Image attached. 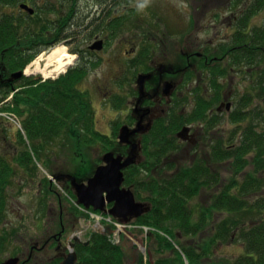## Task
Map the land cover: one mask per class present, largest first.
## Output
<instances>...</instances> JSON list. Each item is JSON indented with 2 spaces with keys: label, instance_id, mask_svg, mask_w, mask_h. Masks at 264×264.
<instances>
[{
  "label": "trees",
  "instance_id": "trees-1",
  "mask_svg": "<svg viewBox=\"0 0 264 264\" xmlns=\"http://www.w3.org/2000/svg\"><path fill=\"white\" fill-rule=\"evenodd\" d=\"M28 1L0 0L1 15L3 13L2 17L0 15V51H6L4 66L13 73L24 70L41 52L29 40L32 18L5 13V9L18 8L20 3ZM114 1L117 9L128 6L132 0ZM255 1L238 20L235 36L218 47L220 55L229 54L233 66L242 65L248 75L245 79L248 93L240 97L235 112L229 111L231 124L241 134L240 144L217 143L209 153V164L198 159L189 167L177 168L172 160L182 147L174 124H187L194 119L179 115L169 123L158 121L150 133L141 136L139 163L125 170L124 185L133 190L137 201L148 203L151 208L134 221L139 227L150 228L148 233L134 230L141 232L146 241L147 259L142 254L137 259L132 258L128 250L114 244L108 235L91 231L89 244L81 243L75 249L77 264H264V177L258 176L264 170V0ZM76 2L65 0V26L68 32H85L89 16L75 13ZM260 15L262 23L251 25ZM125 21L115 18L114 34L124 29ZM74 35L77 37L78 33ZM74 35L68 34L67 38ZM87 35L86 39H90L91 32ZM28 47L32 52L21 51ZM138 64L141 59L134 63ZM89 69L90 66L83 64L56 81L42 82L25 77L15 89L0 83V105H4L0 111L20 116L24 131L17 130L25 133V138L19 132L16 134L21 152L10 157L0 154V225L6 219L5 204L15 173L14 164L35 171L36 163L42 162L50 169L56 153L73 141L81 149L77 153L83 160L75 174L80 180L94 171V163L88 161L82 151L99 149L100 155L111 151L123 156L128 154L118 142L119 126L114 127L113 137L93 129L92 100L79 88ZM252 91L257 92V96L251 95ZM214 98L213 101L220 98L219 92ZM121 106V101L114 103L117 109ZM207 109L208 105L201 102L194 118L205 121L203 112ZM231 139L237 140V136L233 133ZM225 163L233 166L234 173L226 181L214 173L212 165ZM250 165L253 173L246 171ZM202 190L209 193V204L205 207L194 204ZM71 196L76 198L72 192ZM2 233L1 239L6 240ZM237 242L244 247L241 254L221 257L223 246ZM6 245L1 243V253L6 251Z\"/></svg>",
  "mask_w": 264,
  "mask_h": 264
},
{
  "label": "rangeland",
  "instance_id": "rangeland-1",
  "mask_svg": "<svg viewBox=\"0 0 264 264\" xmlns=\"http://www.w3.org/2000/svg\"><path fill=\"white\" fill-rule=\"evenodd\" d=\"M225 1L227 0H148L147 5L144 8H140L139 5L145 3V0H132L128 3V9L127 12H125L127 13L125 17L128 20L125 19L126 22L124 24V29L116 32L118 34H115L104 51L99 53L100 56L98 57L100 58V62L103 61L102 63H104V70L102 72L99 71L98 73L93 72L89 78H87L86 83H84V88L87 90L86 92L88 93V91H90L89 93L94 99H96L95 105H97V108L94 120L96 125L93 126L95 127L94 129L103 135L113 137L110 131L112 125H119V129L122 127V124L126 121V115H122L120 110L115 108L114 105H109L110 101L102 100V94L107 91V88H111V75L112 73H114L115 76L119 74L118 70L121 69L120 66L123 65L126 58H131L132 62L138 61V59H140L139 54L143 49L148 48L151 50L154 39H156L158 43L157 59H159L162 63L170 62L177 64L181 59L182 53L189 49L193 52H200L202 51L203 46L209 48H214L213 46H215L218 48L222 42L229 40L228 37H234L236 34V29H233L235 20L233 21V19H231V15L232 13H237L239 9H244L245 7L243 8L240 5L229 4V0L227 2ZM41 8L43 12H41L40 15L44 16V18L45 15L49 16V12H45L44 8ZM117 9H120L119 11H121L122 7ZM15 11L17 12L20 10L16 8ZM10 12H13L12 9H6V13ZM215 14H219V17L216 19H214ZM205 15H209L210 22L202 21V18ZM261 23L262 15L254 18L251 25H259ZM81 37L82 38L79 39V42L81 40L84 41L79 44L82 49H87V47L92 44V41L91 39H86L84 36ZM58 46L67 48V51L74 55L72 49L69 48L70 46H68L65 42L58 44ZM126 51L130 52L129 55ZM209 52L212 53L213 59V53L215 52L211 49ZM49 54L50 52L47 51L46 56ZM42 55L43 53L39 55L37 59L43 57ZM120 55H122V57ZM37 59H35V61ZM42 65H45V61ZM74 66L75 65H73V67ZM132 69L133 66L130 67V71L133 74ZM110 70L112 73L109 75ZM209 72L207 73L206 71V80H211V82L214 80L216 83H207L206 80L199 83L201 86L193 92L194 94L192 96V100H190L191 96H186V100L184 99L185 102L188 100L189 104L185 105L187 110H185L183 115H181L185 117V119L186 117H190L193 111H197V108L202 102L208 105V109L203 112L204 116L205 114L207 117L209 116V119L206 120L208 124L206 125V128H204L205 130L203 129L201 130V133H197L198 137L197 139L195 137L194 140V142L197 143L193 144L185 141L181 144L182 141L180 142L182 147L181 152L176 154L172 160L177 168L185 165L189 167L198 159L205 160V162L209 164L211 161L209 153L213 150V146L217 143H228V145H232L233 142H236L237 144H240L239 138L241 134L238 128L231 124L230 112L218 113L216 112V109L219 107L220 103L224 101L222 94L225 92L226 96L228 94L231 96L230 99L233 98L230 103H233L232 112H235L238 107V100L240 97L248 93L247 82L245 80L248 78V75L242 70V65L238 66V63H236L235 66H233L232 58L227 59L225 63H217ZM220 73H224L225 75L221 76ZM28 77L38 80L41 75H29ZM41 79H44L43 76ZM48 80L55 81L58 79L55 78ZM178 82L181 83L180 80ZM113 84H116L113 86L118 87L113 89L114 95H122V98L120 97L119 99L125 101L126 99L124 95L127 91L126 89H128L126 86L127 83H121V85H119L120 83ZM197 84L198 83H195V85ZM215 87H222V89L220 90ZM218 92L220 94V98L213 101ZM252 92L251 95L253 94L254 97L257 96V92ZM89 93L88 95L90 97ZM10 99L11 98L7 100L9 101ZM101 102L103 103V106L100 109ZM3 107L4 105H0V108ZM125 107H127V109H131L133 106L128 105V102H125ZM0 113L5 112L0 111ZM125 113L127 114V112ZM15 115L19 119L21 126V121H23L22 118L17 114ZM178 117L180 116L178 115ZM176 118L177 116L175 119ZM10 121L9 119L0 116V154L5 157H10V154L22 151L20 144L17 143L18 137H16V134L19 132L17 129L20 130V127H16V124L13 121ZM165 122L169 123L170 121L165 120ZM197 123L198 121L191 125H189V123H176L174 124L178 129L176 133H179L184 125L186 127L191 126L193 134L195 133V129L199 131L198 128L202 127V124ZM19 133L23 134L25 138V133ZM233 133L237 136V140L231 139ZM77 150L81 149H78L76 144L73 141H70L69 145L63 146L62 150L56 153L58 155L54 156L50 169L45 168L42 162H37L35 171L29 172L26 168H21L18 164H14L15 173L12 183L8 189L9 203L7 204L8 213L6 214V225L16 224L23 228V234L30 229V231L37 232L36 234L38 235L39 231L35 230L36 225L34 226V224L37 222L43 226V223H53V226L58 229L62 220V211L64 222L66 225H73L75 227L74 231L85 230L87 226H94V222H91L90 224V222L87 221L88 219L85 220V217L81 213L75 211L77 204L76 201L73 202L72 200L74 199L71 196L72 191L70 190V192L69 186L65 185L66 181H63V183L62 181H58L55 177L57 174L63 175L66 178L69 175L75 176L78 169L81 167V162H83L81 159L82 157L79 156ZM99 151L100 150L97 149V151H86V153L82 151L81 153L82 155L85 154L88 161L94 163V171L91 173L90 178L94 175L97 165L103 163L102 158H100L102 155L98 153ZM212 165L215 166V170H213L214 173L221 175L225 181L232 178L234 173H232L233 166L230 163ZM246 171L253 173V166L250 165ZM164 173L167 174V170H165ZM29 176L33 177V182ZM258 176L260 178L264 177V170L259 173ZM44 179H49L51 181V193L49 195H47L44 191L40 192L38 184L39 182H43ZM208 194L209 193L207 191L202 190L201 194H199L200 196L194 201V204L202 207L207 206L209 204ZM44 197L48 200L44 201ZM59 197L63 201V209L59 207ZM41 201H48L47 203L52 206L49 212V217H44V215L38 213L37 208L40 207ZM220 217L223 218V215ZM49 219L51 220L49 221ZM52 231L53 229L51 230L48 226H45L42 229V233H51ZM42 233H40L37 238L41 237ZM128 234L134 239V241L129 238L125 239L123 236L122 246L129 251V255H131L132 258L137 259L139 254H142L145 257L144 250L141 251V249H139L140 247H145L146 243L141 232H129ZM27 239V235H24L22 241L20 239L12 241L10 251H12L15 246L21 248ZM29 248L30 247L28 246L26 251ZM243 251V245L237 242L228 246H223L221 248L220 255L224 258L233 257L241 254Z\"/></svg>",
  "mask_w": 264,
  "mask_h": 264
},
{
  "label": "flooded vegetation",
  "instance_id": "flooded-vegetation-1",
  "mask_svg": "<svg viewBox=\"0 0 264 264\" xmlns=\"http://www.w3.org/2000/svg\"><path fill=\"white\" fill-rule=\"evenodd\" d=\"M76 1L77 2L75 4V13L76 12L77 14L80 13L81 16L83 17L89 16L88 17L89 21L87 23L88 25L85 26L86 33L82 31H74L78 33L77 37L76 35H74V32L72 31L68 32L65 26V16L67 15L65 8L66 6L65 0H32V1L29 0L28 2H23L19 4L18 9L20 11L16 12L15 11L16 8L14 9L9 8V9H12L13 12H11V14H14L17 17L20 14H25L26 16L32 18L31 19V22H33L32 37L29 40L31 41L32 46H35L37 50L41 51L39 55H41L42 53L46 54L47 51L51 52L53 49L57 48L58 44L65 42L68 46H70L69 48L72 49V52L76 56V60H77L74 64L75 66L70 68L67 71V73L78 66H82L83 64H85L86 67L90 66L88 76L85 77L86 79L83 81V84L79 87L81 88L82 91L86 92L87 90L84 88V83H86L87 78H89V76L93 72L98 73L99 71L102 72L104 70L103 67L104 63H102L103 61L100 62L99 60L100 58L98 57L100 56L99 53L104 51V49L108 46V44L111 42L112 38L115 35L114 26H113L115 18L118 19L122 18L123 21L125 19L128 20L125 17V15L127 14L125 12H127L128 6L126 5L125 7H122L121 11H119L120 9L115 8L114 0H76ZM255 3H256L255 0H229V4L240 5L243 8L245 7L244 9H239L237 13H232L231 15V19H233V21L235 20V23L233 24L234 30L237 27L238 20L240 19V17L248 10L249 7L253 6V4ZM22 4H27L29 7L34 9V13L30 14L22 10L21 9ZM40 6L44 8L45 12H49L48 13L49 16L45 15L44 18V16L40 15L41 12H43ZM1 12L2 10L0 8V15ZM218 17L219 14L214 15V19ZM209 19H210L209 15H205L202 18V21L210 22ZM102 24H105L104 27L101 26ZM89 32H91V35L89 37L92 41V44L90 46L94 44L98 45L99 42H102L101 50H93L91 49L90 46H88L87 49H82L79 43H82V41L84 40H81L79 42V39L82 38L81 36H84L86 38L88 36L86 34H88ZM68 34L74 35L75 37L72 36L67 38ZM231 38L228 37L229 40ZM152 45L153 46L151 47V50L145 48L140 52L139 57L141 59V64H138L136 66L134 65L136 61L132 62V59L127 57L123 65L120 66L121 69L118 70L119 71L118 75L115 76V74L112 73V71L110 70L109 75L112 73L111 75L112 77L110 78L112 82L110 83L111 88L110 89L107 88V91L103 92L102 94L103 97L102 100L110 101L109 105H114V103H117L118 101L122 102V106L120 107V109H118L120 110V113L122 115L123 114L126 115L125 116L126 121L124 122V124H122V126H127L130 129L132 128L134 129L137 128L138 124H140V126L143 128L142 134H137L133 136L132 142L134 143L138 141L141 142L140 140L141 136L150 133L152 129L155 127L154 125H156L158 121L160 120L171 121V119H175L176 116L178 117V115H183L185 110H187V107H185V105L189 104L188 100L185 102L186 96H191L190 100H192V96L194 94L193 92H195L201 86L199 85V83H202V81H205L207 78L206 71L208 73L217 63H221V62L225 63L227 59L231 58L229 54L225 55L224 57L220 55V49L215 46H213L214 48L203 46V49L200 52L198 51L193 52L190 49L187 50L186 52H183L181 59L180 61H178L177 64H173L170 62L162 63L160 62L159 59H157L158 43L156 39H154ZM31 49H32L31 47H28L21 49V51L25 52L28 50L32 52ZM210 49L215 52L213 53L214 54L213 59H212L213 57L212 53L209 52ZM126 53L129 55L130 52L126 51ZM5 54H6L5 50L0 51V83L15 89V87L19 83H21V81H23L24 78L27 76L24 75L18 79H12V75L15 74L16 72L14 71L13 73L10 72L8 69L6 70V67L4 66V62H5L4 60L6 58L4 57ZM120 56L122 57V55ZM92 63L96 64V66L93 67ZM131 66H133L132 69L133 74L130 71ZM141 75L146 77V79L143 81L142 84L143 86L139 85V77ZM209 76H210V72H209ZM41 77L39 79L42 82L51 81L47 79L42 80ZM33 80H37V79H33ZM179 80L181 83L178 82ZM206 82L216 83L214 80H212V82L211 80H206ZM113 83H120L119 85H121V83H127L126 86L128 89H126L127 91L124 95L126 99L125 101L119 99L120 97L122 98V95L121 96L114 95L113 89L117 86H113L116 85ZM195 83L198 84L195 85ZM89 92L90 91H88V93ZM222 95L224 97V101L221 102L219 107L216 109V112L218 113L228 111L226 103H229L233 99V98L230 99L231 96L228 94L226 96L225 92ZM90 98L93 104L92 108H94L96 113V108H97V105H95L96 99H94L91 94H90ZM6 102H8V100L4 101V103ZM125 102H128V105H132L133 107H131V109H127V107H125ZM102 106L103 103L101 102L100 109ZM125 112H127V114ZM195 112L196 111L192 112L190 118H193L194 122L198 121V123L202 124V127L198 128L199 131L195 129V133L192 134V127L191 126L186 127L183 125L180 132L176 134L177 135L176 137L179 140V142L182 141L181 144H183L185 141L193 144L197 143L194 142L195 137L196 139L198 137L197 133L198 132L201 133V130L206 128V125L208 124L206 120L209 119V116L207 117V115L205 114L206 119L205 121H202L200 119L194 118L197 116V113ZM194 122H190L189 125L194 124ZM94 125L96 124L94 123ZM114 127L115 125H112V128L110 129L111 134L114 131ZM120 146L125 148L127 153L129 152L130 150L129 145H120ZM30 165H31L30 168L33 169L34 166L32 165V163ZM28 171L31 172L33 170H28ZM58 176L61 177L58 181H62V182L66 181L65 185L69 186V191L71 190L74 193V190L71 187V181L68 178L64 177L63 175H58ZM29 177L32 179L33 182L34 181L33 177L32 176ZM89 178L90 176L84 179L82 178L80 180L78 179L77 181L87 182V179ZM67 181L69 184L67 183ZM50 182L51 181L49 179H44L43 182H39L38 185L40 188V192L44 191L47 193V195H49L51 193ZM46 200L48 199L44 197V201ZM72 200L74 202V199ZM44 201L40 202L41 205L40 207L37 208V210L38 213L44 215V217L46 216L49 217L50 216L49 212L52 206H50V204L47 203L48 201L47 202ZM58 202H59V207L63 209V201L60 197ZM8 203H9V193H8V200L5 204L6 214L8 213V205H7ZM61 219L62 220L60 222L58 229H56L53 226V223L51 224L43 223L44 224L43 226H41L37 222L35 224L33 223L34 226L36 225L35 230L39 231L38 235L36 234L37 232L30 231V229L28 231L26 230L27 232L23 234V228L19 227L16 224L6 225V223L4 222L2 225H0V245L2 242H4L7 245H6V251L4 253H1L2 248L0 249V264L10 258H15V257L20 258L19 264H63L64 261L67 259L68 255L70 254L68 253L67 243L69 242L68 241L69 237L72 235V233L75 232L74 231L75 227L73 225L72 226L66 225L62 217V211H61ZM50 220L51 219H49V221ZM45 226L46 227L48 226V228H50L51 230L53 229V231L51 233H42V229ZM2 232H4L5 235L4 237L6 238V240L3 238L1 239V236L3 235ZM40 233H42V236L37 238L40 235ZM24 235H27L28 239L25 241L23 246H21V248L15 246V248L12 251H10V248L12 246V241L14 240L17 241L18 239L22 241ZM71 244L73 247L76 248L79 243L77 244L71 242ZM28 246L30 248L26 251ZM74 252H76L75 249ZM75 263L77 264L78 261H76Z\"/></svg>",
  "mask_w": 264,
  "mask_h": 264
},
{
  "label": "water",
  "instance_id": "water-1",
  "mask_svg": "<svg viewBox=\"0 0 264 264\" xmlns=\"http://www.w3.org/2000/svg\"><path fill=\"white\" fill-rule=\"evenodd\" d=\"M21 9L33 14L34 9L27 4H22ZM93 50H101L102 42L98 45L90 46ZM24 75L23 72H17L12 75V79H18ZM145 76L139 77V85L143 86ZM231 105L227 106L230 110ZM143 128L138 124L137 128L130 129L127 126H122L119 132V142L121 145H129L130 150L128 155L123 156L114 152H108L102 157V165L98 166L94 175L87 179V182H79L72 175L67 176L71 181V187L77 198V204L86 209L99 211L109 214L122 223H130L142 215L148 213L151 208L148 203L137 201L135 194L131 188L124 186L125 170L128 167L136 165L140 161L141 142H132L133 136L142 134ZM60 179V176H56ZM108 208V206H110ZM110 234L111 231L106 232ZM89 243H87L88 245ZM78 261L77 253L73 252L68 255L63 264H76ZM20 258H10L1 264H19Z\"/></svg>",
  "mask_w": 264,
  "mask_h": 264
},
{
  "label": "bare ground",
  "instance_id": "bare-ground-1",
  "mask_svg": "<svg viewBox=\"0 0 264 264\" xmlns=\"http://www.w3.org/2000/svg\"><path fill=\"white\" fill-rule=\"evenodd\" d=\"M42 56L25 70L26 75H41L47 80L55 79L65 74L68 67H71L76 60V56L70 54L65 47H57L49 55ZM44 61L45 65H42Z\"/></svg>",
  "mask_w": 264,
  "mask_h": 264
},
{
  "label": "built area",
  "instance_id": "built-area-1",
  "mask_svg": "<svg viewBox=\"0 0 264 264\" xmlns=\"http://www.w3.org/2000/svg\"><path fill=\"white\" fill-rule=\"evenodd\" d=\"M92 217L96 218V221H97V226L96 227L99 228V229H103V224L102 223L104 221L107 222V224L116 225L117 226V232L115 234V240H116V242H119V240H118L119 239L118 234H119L120 231H123L122 229H124V226H121V225H119L117 223H114V221L111 220V218L104 219L101 216H94V215ZM146 231H148V230L146 229ZM76 236H81V233H79V235H76Z\"/></svg>",
  "mask_w": 264,
  "mask_h": 264
},
{
  "label": "clouds",
  "instance_id": "clouds-1",
  "mask_svg": "<svg viewBox=\"0 0 264 264\" xmlns=\"http://www.w3.org/2000/svg\"><path fill=\"white\" fill-rule=\"evenodd\" d=\"M147 2H148V0H145V3H143V4H140V5H139V7H140V8H144V7H146V5H147Z\"/></svg>",
  "mask_w": 264,
  "mask_h": 264
}]
</instances>
